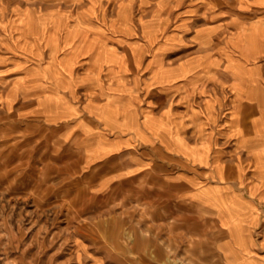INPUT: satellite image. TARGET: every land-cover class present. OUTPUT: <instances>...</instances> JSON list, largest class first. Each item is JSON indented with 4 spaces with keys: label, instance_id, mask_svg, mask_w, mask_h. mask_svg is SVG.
<instances>
[{
    "label": "crops",
    "instance_id": "1",
    "mask_svg": "<svg viewBox=\"0 0 264 264\" xmlns=\"http://www.w3.org/2000/svg\"><path fill=\"white\" fill-rule=\"evenodd\" d=\"M233 6L158 32L152 67H133L130 50L108 47L116 34L86 19L73 30L78 47L68 51L73 35L47 24L28 45L41 63L19 57L0 70H16L20 114L73 141L96 186L122 174L165 176L226 232L227 264H264L254 236L264 218V0Z\"/></svg>",
    "mask_w": 264,
    "mask_h": 264
},
{
    "label": "rangeland",
    "instance_id": "2",
    "mask_svg": "<svg viewBox=\"0 0 264 264\" xmlns=\"http://www.w3.org/2000/svg\"><path fill=\"white\" fill-rule=\"evenodd\" d=\"M220 4L230 9L235 0H0V68L19 57L41 63L28 45L47 24L73 35L64 39L68 51L78 47L73 30L86 19L116 34L108 47L130 50L133 67H152L158 32L177 28L180 18L201 21ZM9 71L0 70V264H227L226 232L185 199L181 185L158 181L153 171L92 183L73 141L20 114L16 70ZM255 227L264 242V218Z\"/></svg>",
    "mask_w": 264,
    "mask_h": 264
}]
</instances>
